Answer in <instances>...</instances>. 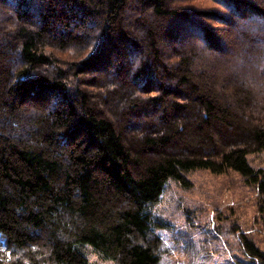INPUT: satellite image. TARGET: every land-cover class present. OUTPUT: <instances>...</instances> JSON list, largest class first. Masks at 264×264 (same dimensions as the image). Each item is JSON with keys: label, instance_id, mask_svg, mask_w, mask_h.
<instances>
[{"label": "trees", "instance_id": "trees-1", "mask_svg": "<svg viewBox=\"0 0 264 264\" xmlns=\"http://www.w3.org/2000/svg\"><path fill=\"white\" fill-rule=\"evenodd\" d=\"M174 1L0 0V264H161L191 169L264 193V0Z\"/></svg>", "mask_w": 264, "mask_h": 264}, {"label": "rangeland", "instance_id": "rangeland-1", "mask_svg": "<svg viewBox=\"0 0 264 264\" xmlns=\"http://www.w3.org/2000/svg\"><path fill=\"white\" fill-rule=\"evenodd\" d=\"M180 1L186 7L228 14L216 1ZM207 22L214 28L219 25ZM219 28L228 29L226 24ZM186 36L187 32L183 39ZM232 42L226 38L227 45ZM248 158L255 168L264 169V149L249 153ZM185 174L190 184L170 178L152 207L155 221L161 223L155 227L163 239L161 264H255L244 250L242 237L246 235L264 250V193L258 185L234 169L214 173L195 168ZM89 252L93 261L108 264L95 251Z\"/></svg>", "mask_w": 264, "mask_h": 264}]
</instances>
